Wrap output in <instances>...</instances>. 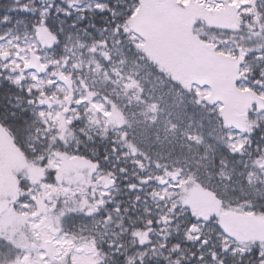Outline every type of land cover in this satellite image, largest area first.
Masks as SVG:
<instances>
[{"label":"snow or ice","instance_id":"obj_1","mask_svg":"<svg viewBox=\"0 0 264 264\" xmlns=\"http://www.w3.org/2000/svg\"><path fill=\"white\" fill-rule=\"evenodd\" d=\"M9 152L0 264H264V0H0Z\"/></svg>","mask_w":264,"mask_h":264},{"label":"rangeland","instance_id":"obj_2","mask_svg":"<svg viewBox=\"0 0 264 264\" xmlns=\"http://www.w3.org/2000/svg\"><path fill=\"white\" fill-rule=\"evenodd\" d=\"M165 44L168 46L167 43H165ZM170 50L172 51L171 48H170ZM181 59L187 61L188 57H182ZM14 162H16V157H15V154L14 153L9 152L6 158L0 157V187H2L3 184H4L3 170H4L5 166L6 165H9L10 166Z\"/></svg>","mask_w":264,"mask_h":264},{"label":"trees","instance_id":"obj_3","mask_svg":"<svg viewBox=\"0 0 264 264\" xmlns=\"http://www.w3.org/2000/svg\"><path fill=\"white\" fill-rule=\"evenodd\" d=\"M162 47H163L165 50L171 52L170 48H169L166 44H164ZM169 62H170V63H174V62H175V60H174V55H173V57H170V58H169Z\"/></svg>","mask_w":264,"mask_h":264}]
</instances>
